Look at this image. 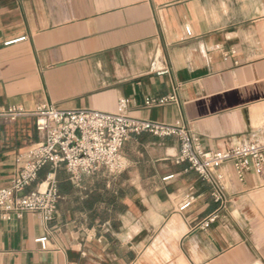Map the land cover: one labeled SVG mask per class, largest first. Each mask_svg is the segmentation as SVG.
I'll return each instance as SVG.
<instances>
[{"label":"crops","instance_id":"0c3cea01","mask_svg":"<svg viewBox=\"0 0 264 264\" xmlns=\"http://www.w3.org/2000/svg\"><path fill=\"white\" fill-rule=\"evenodd\" d=\"M172 92L177 102L144 105ZM122 97L133 117L180 121L207 149L244 140L264 122V0H0L1 187L42 140L32 112H115ZM178 152L176 138L144 132L116 177L56 169V216L0 218V264H264V173L220 166L230 203L218 210Z\"/></svg>","mask_w":264,"mask_h":264},{"label":"built area","instance_id":"2783aa9c","mask_svg":"<svg viewBox=\"0 0 264 264\" xmlns=\"http://www.w3.org/2000/svg\"><path fill=\"white\" fill-rule=\"evenodd\" d=\"M187 32L191 34L190 30ZM177 101V94L172 92L160 97L146 96L144 105L162 106ZM130 103L129 98H120L115 112L62 109L54 104L41 106L32 112L35 128L42 134V140L24 154V162L17 169L11 185L0 186V218L11 220L22 218L26 212H36L46 221L54 219L61 197L56 169L65 168L75 181L81 180L83 174L116 177L128 167L123 156L125 143L133 135L144 132L178 140L176 161L188 162L209 185L218 210L225 209L230 203L223 175L217 173L220 166L232 163L242 180L248 171L257 176L264 173V122L253 127L241 142L211 150L205 148L180 121L166 123L133 117L128 112ZM7 112L12 117L25 113L19 107L10 108ZM46 165L54 170L46 187L27 192V187L38 179ZM189 204L186 202L182 208ZM218 217L219 213L215 212L202 225L207 227ZM38 242L45 247L47 237L38 239Z\"/></svg>","mask_w":264,"mask_h":264},{"label":"water","instance_id":"95a60500","mask_svg":"<svg viewBox=\"0 0 264 264\" xmlns=\"http://www.w3.org/2000/svg\"><path fill=\"white\" fill-rule=\"evenodd\" d=\"M238 217V216H237Z\"/></svg>","mask_w":264,"mask_h":264}]
</instances>
